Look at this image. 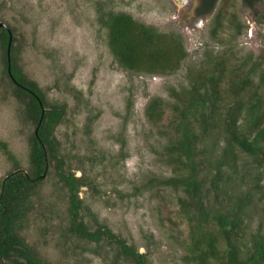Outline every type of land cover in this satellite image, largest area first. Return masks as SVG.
<instances>
[{"label":"rangeland","instance_id":"1","mask_svg":"<svg viewBox=\"0 0 264 264\" xmlns=\"http://www.w3.org/2000/svg\"><path fill=\"white\" fill-rule=\"evenodd\" d=\"M201 4L202 0H0V22L15 38L18 68L37 83L49 104L65 106L53 135L64 170L87 184L79 191L84 221L92 231L108 227L147 254L149 264H194L181 245L190 237V221L178 202L183 194L153 181L177 172L161 155L168 129L149 122L150 102L162 99L170 106L171 89L190 87L192 72L218 63L225 66L226 85L237 70L253 73L252 91L261 87L264 95V0L256 5L217 0L202 17L197 15ZM109 12L128 14L160 34L172 35L170 40H181L186 58L167 75L127 71L109 44L103 23ZM4 58L0 41V142L8 144L13 156L0 150V185L16 163L28 170L30 140L36 131L24 101L13 98ZM165 113L169 122L170 107ZM246 159L239 172L250 170L253 187L264 165L259 170ZM56 170L54 161L36 189L22 232L27 242L45 264H132L115 244L74 236L68 221V186L59 181ZM262 178L260 189L250 192L248 238L259 229L264 234ZM233 182L244 191L249 188L236 178ZM235 193L240 195H231Z\"/></svg>","mask_w":264,"mask_h":264},{"label":"trees","instance_id":"2","mask_svg":"<svg viewBox=\"0 0 264 264\" xmlns=\"http://www.w3.org/2000/svg\"><path fill=\"white\" fill-rule=\"evenodd\" d=\"M246 1L256 5L262 0ZM216 2L202 0L197 15L209 14ZM104 16L111 50L127 71L167 75L176 71L186 58L183 42L170 40L172 35L160 34L128 14L109 12ZM217 17L220 23L221 15ZM9 40V31L0 28L8 71ZM224 68L218 63L210 70L192 72L190 87L171 89L170 106L162 99L150 102L149 122L168 129L161 155L177 172L153 181L174 186L183 194L178 202L181 213L190 221V237L189 242L183 241L181 245L189 251L192 263L264 264V234L259 229L248 238L246 231L251 213L248 211L250 192L260 189L264 172L263 176L260 172L254 178L257 184L253 187L248 182L250 170L239 172V165L246 159L244 156L259 170L260 165H264V95L259 91L261 87L252 91L253 73L242 75L237 70L226 85ZM7 80L13 87V98L24 101L36 131L30 140L28 170L20 169L14 162V171L0 185V264H45L22 232L32 212L36 189L50 174L54 161L59 181L68 186V221L74 236L95 244L110 242L117 245L121 257L132 264H149L147 254L140 253L108 227L92 231L84 221L79 191L87 184L73 172L64 170L53 135L65 115V106L49 104L37 83L18 68L15 38ZM167 106L171 110L169 122L165 113ZM0 150L13 157L8 144L0 142ZM234 178L249 188L244 191L243 186L234 184ZM234 192L240 195L232 196Z\"/></svg>","mask_w":264,"mask_h":264},{"label":"water","instance_id":"3","mask_svg":"<svg viewBox=\"0 0 264 264\" xmlns=\"http://www.w3.org/2000/svg\"><path fill=\"white\" fill-rule=\"evenodd\" d=\"M0 28H5L10 33V40H9L8 49H7V57H8V62H9V72H11V50H12V45H13V35L6 24L0 22Z\"/></svg>","mask_w":264,"mask_h":264}]
</instances>
